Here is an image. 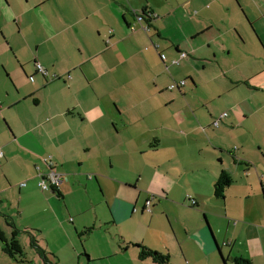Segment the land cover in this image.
<instances>
[{
    "label": "crops",
    "instance_id": "obj_1",
    "mask_svg": "<svg viewBox=\"0 0 264 264\" xmlns=\"http://www.w3.org/2000/svg\"><path fill=\"white\" fill-rule=\"evenodd\" d=\"M4 44L0 264H264V0H0Z\"/></svg>",
    "mask_w": 264,
    "mask_h": 264
},
{
    "label": "trees",
    "instance_id": "obj_2",
    "mask_svg": "<svg viewBox=\"0 0 264 264\" xmlns=\"http://www.w3.org/2000/svg\"><path fill=\"white\" fill-rule=\"evenodd\" d=\"M146 15L151 16L150 13L144 11L143 16L145 17ZM232 180V176L229 173L223 171L215 183V196L218 198H223L226 188L232 183ZM54 190H57V188H54ZM92 229L93 227H88L80 234H87ZM18 232V229L14 227V231L12 232L11 237L8 239L4 231L0 228V241L3 243V250L5 253L12 257L18 256L21 258V260H23L26 258V253L21 241L18 239ZM130 244L138 248L139 258L141 260L151 259L155 264H171V256L169 254H164L162 252L154 250L141 242H132ZM224 260L226 261L225 258ZM234 263L252 264L251 260L243 257L234 258Z\"/></svg>",
    "mask_w": 264,
    "mask_h": 264
},
{
    "label": "built area",
    "instance_id": "obj_3",
    "mask_svg": "<svg viewBox=\"0 0 264 264\" xmlns=\"http://www.w3.org/2000/svg\"><path fill=\"white\" fill-rule=\"evenodd\" d=\"M137 19L139 22H143V20L145 19V17L143 16V14H139L137 16ZM147 27V26H146ZM148 28V27H147ZM187 52H182L180 54V59L178 60V62H180L182 59H185L187 57ZM36 66L37 68L43 72L44 74H48V72L42 67V65L38 62H36ZM185 84V80L180 82V83H177V84H174L171 86V89L175 88V87H182L183 85ZM228 113L225 112L223 115H221L222 117L223 116H227ZM220 120V119H219ZM219 120H217L215 122V125H218L219 124ZM3 157V151L0 149V159ZM40 176V183L39 185L42 187L43 190H47V189H50V187L54 186V185H59V183L61 182L62 180V175L57 172L56 170L54 169H51V171H49L46 175L45 174H39ZM22 185L24 186L25 183H22ZM148 206L150 207L151 205V200H148L147 202ZM192 204H196V200L192 199Z\"/></svg>",
    "mask_w": 264,
    "mask_h": 264
},
{
    "label": "rangeland",
    "instance_id": "obj_4",
    "mask_svg": "<svg viewBox=\"0 0 264 264\" xmlns=\"http://www.w3.org/2000/svg\"><path fill=\"white\" fill-rule=\"evenodd\" d=\"M7 35L9 37H14L15 39H18L20 40L23 35H20V28L15 24V26H13L11 29H7V34L4 33V36L7 37ZM26 54V58H29V57H32V55H30L29 53H24V55ZM0 57L3 58L4 60H7V61H12L13 63H15L16 60V56L14 55V50H11L10 46H7V44H4L3 46H0ZM33 58V57H32ZM240 58H241V53H240ZM3 81H7V82H11V80H8V78L6 76L3 77ZM28 237V236H26ZM25 236H23V240L25 242ZM24 247V246H23ZM30 248L27 246L26 247V250H29ZM24 250H25V247H24ZM26 250H25V253H26ZM158 251V250H157ZM160 252V251H159ZM33 253L32 250L30 249L29 250V254ZM27 254V253H26ZM180 262V261H179ZM149 263H152L151 260ZM99 264H104L103 263H99ZM178 264V262H177ZM180 264V263H179Z\"/></svg>",
    "mask_w": 264,
    "mask_h": 264
}]
</instances>
